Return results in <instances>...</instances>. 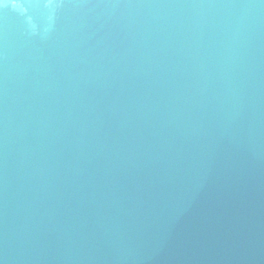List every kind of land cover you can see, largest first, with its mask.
Segmentation results:
<instances>
[{
	"label": "water",
	"instance_id": "obj_1",
	"mask_svg": "<svg viewBox=\"0 0 264 264\" xmlns=\"http://www.w3.org/2000/svg\"><path fill=\"white\" fill-rule=\"evenodd\" d=\"M0 264H264V0H0Z\"/></svg>",
	"mask_w": 264,
	"mask_h": 264
}]
</instances>
